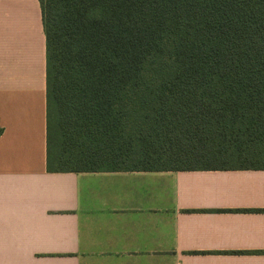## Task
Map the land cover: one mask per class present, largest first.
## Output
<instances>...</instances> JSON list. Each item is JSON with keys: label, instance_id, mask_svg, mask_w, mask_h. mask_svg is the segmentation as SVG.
Here are the masks:
<instances>
[{"label": "trees", "instance_id": "16d2710c", "mask_svg": "<svg viewBox=\"0 0 264 264\" xmlns=\"http://www.w3.org/2000/svg\"><path fill=\"white\" fill-rule=\"evenodd\" d=\"M38 1L48 172L264 169V0Z\"/></svg>", "mask_w": 264, "mask_h": 264}, {"label": "crops", "instance_id": "0c3cea01", "mask_svg": "<svg viewBox=\"0 0 264 264\" xmlns=\"http://www.w3.org/2000/svg\"><path fill=\"white\" fill-rule=\"evenodd\" d=\"M45 63L0 0V264H264V169L48 172Z\"/></svg>", "mask_w": 264, "mask_h": 264}]
</instances>
